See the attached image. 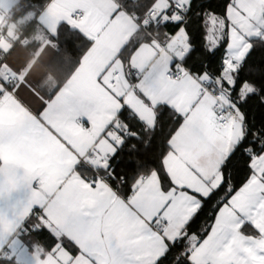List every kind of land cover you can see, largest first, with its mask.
<instances>
[{
	"label": "snow or ice",
	"instance_id": "6c2138e0",
	"mask_svg": "<svg viewBox=\"0 0 264 264\" xmlns=\"http://www.w3.org/2000/svg\"><path fill=\"white\" fill-rule=\"evenodd\" d=\"M32 23L82 54L44 91L0 46V264H264V0H46Z\"/></svg>",
	"mask_w": 264,
	"mask_h": 264
},
{
	"label": "crops",
	"instance_id": "0c3cea01",
	"mask_svg": "<svg viewBox=\"0 0 264 264\" xmlns=\"http://www.w3.org/2000/svg\"><path fill=\"white\" fill-rule=\"evenodd\" d=\"M19 1L20 0H0V46L5 48L11 46L10 42H14L12 30L19 28L18 25L9 22V16ZM33 17L34 15L30 14L19 22L23 26H31V33L26 44L17 45V52H23L25 54V59L28 61V66L32 69V76L34 79L38 81L44 91H50L57 85L54 79L48 75L47 66L55 57L56 52L51 47H45V45L48 44V37L38 24L32 23ZM32 42H41L39 49L35 53H32L28 49V45ZM113 43V40L105 39L106 47L112 46ZM21 45H27V47L23 48ZM99 63H103L102 57ZM49 77L51 79H49Z\"/></svg>",
	"mask_w": 264,
	"mask_h": 264
},
{
	"label": "trees",
	"instance_id": "16d2710c",
	"mask_svg": "<svg viewBox=\"0 0 264 264\" xmlns=\"http://www.w3.org/2000/svg\"><path fill=\"white\" fill-rule=\"evenodd\" d=\"M219 2V0H217ZM46 4V0H20L18 4L13 8L10 16L9 22L18 25L19 28L12 30L13 41H16L14 36L15 32H21L24 35L23 43L26 44L27 39L31 33V26H23L19 22L26 18L28 15L36 13L40 11V9ZM41 45V42H32L28 45V49L35 53ZM82 53H74L72 49H62L59 54L56 53L55 57L47 66L48 75H50L56 85H62L67 78L72 74L75 70V61L79 58Z\"/></svg>",
	"mask_w": 264,
	"mask_h": 264
},
{
	"label": "built area",
	"instance_id": "2783aa9c",
	"mask_svg": "<svg viewBox=\"0 0 264 264\" xmlns=\"http://www.w3.org/2000/svg\"><path fill=\"white\" fill-rule=\"evenodd\" d=\"M23 35H24V34L21 33V32H15V33H14V36H15L16 40L19 39L21 43L24 42V41H23V38H22Z\"/></svg>",
	"mask_w": 264,
	"mask_h": 264
}]
</instances>
